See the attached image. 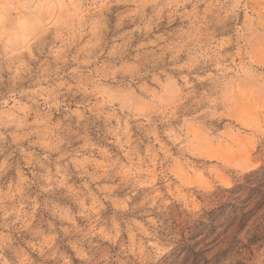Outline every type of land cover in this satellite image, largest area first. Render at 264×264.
I'll list each match as a JSON object with an SVG mask.
<instances>
[{"label":"rangeland","instance_id":"374dc122","mask_svg":"<svg viewBox=\"0 0 264 264\" xmlns=\"http://www.w3.org/2000/svg\"><path fill=\"white\" fill-rule=\"evenodd\" d=\"M0 264H264V0H0Z\"/></svg>","mask_w":264,"mask_h":264}]
</instances>
